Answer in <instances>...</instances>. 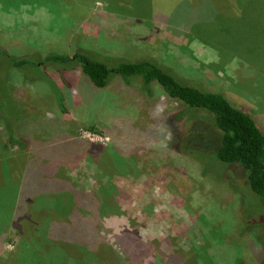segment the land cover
<instances>
[{
    "label": "rangeland",
    "instance_id": "rangeland-1",
    "mask_svg": "<svg viewBox=\"0 0 264 264\" xmlns=\"http://www.w3.org/2000/svg\"><path fill=\"white\" fill-rule=\"evenodd\" d=\"M243 6L236 11L233 0H0L1 256L28 242L19 240L21 232L28 239L29 230L48 227L33 219L31 149L41 162L60 165L75 192L83 189L89 223L78 214L81 223L67 225L66 239L108 242L124 257L130 250L124 232L131 230L134 241L158 242L162 262L147 251L139 264H178L185 257L184 264H264V200L242 166L209 155L221 136L210 114L188 109L155 82L150 96L119 75L97 87L78 64L45 60L72 55L76 47L106 62L151 58L188 83L224 93L264 132V0ZM12 58L29 62L15 67ZM9 129L29 138L26 149L9 146ZM99 150L107 156L98 161ZM133 162V169L120 171ZM108 184L124 190L117 194L119 212L106 206L97 213V197ZM54 254L52 248L19 258L58 264Z\"/></svg>",
    "mask_w": 264,
    "mask_h": 264
},
{
    "label": "trees",
    "instance_id": "trees-1",
    "mask_svg": "<svg viewBox=\"0 0 264 264\" xmlns=\"http://www.w3.org/2000/svg\"><path fill=\"white\" fill-rule=\"evenodd\" d=\"M233 1L235 10L242 11L244 0ZM231 9L233 8L226 6L227 12L233 13V11H229ZM2 53H4V51L0 49V54ZM221 57L225 58V55L221 54ZM45 60L49 63L65 62L70 65L78 64L81 72L87 75L91 82L97 87L107 86L112 79L117 78L119 75L124 77L127 83H137L141 91L147 96H150L152 93V83L155 82L161 86L166 95L180 100L188 109L203 111L210 114L212 117L211 123L221 131V136L218 141V146L210 151L211 154H208L212 156L213 153H215L216 158L221 162L242 166L246 171L250 188L264 200L263 129L248 110L235 103L224 93L211 91L188 83L181 78L180 75L178 76V74L175 73L177 75L176 77L171 73L172 71L167 66L169 70H166L158 64V61L151 58H141L137 60L111 58L109 62H106L100 59L95 51H86L76 47L72 55L53 53L47 55ZM28 62L29 59L27 58L11 59V64L15 67H21ZM58 102L60 108L64 110L61 105L62 99H58ZM181 117V113L176 114V119ZM7 135L9 146H18L19 149L25 148L24 146L27 141H29L28 137L20 135L16 129H9V134ZM30 147L29 145V148ZM29 150V195L37 200L34 202V208H38L33 213L36 214V218L34 217L33 219L35 220V224L36 222H40L41 227L47 222L46 224L48 227L39 228L37 234H33L32 230H29L30 234L28 239L26 238L27 233L21 232L18 236L19 240L21 239L28 242H18L15 250L7 252L4 256L0 255V264H23L19 257L24 260L26 252H29V255L33 252L35 253V250L46 253V251L52 248L55 252L53 256L54 262L58 264H65L66 262H68V264H86V262L89 263L92 261H96V264H118L121 263V261L126 262L125 264H139L138 261L140 257L146 254L147 251L153 252L151 257L154 262L161 261L158 257L159 254L155 252L158 242L156 240L144 242L140 238L134 241L131 230L124 232L128 237V244L130 245V250L126 252L124 257L110 246L108 242L102 241L101 237H98V239L102 241L99 245H96L95 242L85 244L74 238L66 239L68 231H71L67 228V225L75 227L81 223V221L79 223L78 214L82 215V212H84L81 220H84L86 224L89 223L87 219H89L88 217L91 213L86 212L88 210V205L87 202L83 203V189L80 188V190H78L80 192H75L76 189H73V187L66 182L63 174H61V169H59L60 165L54 164L55 161L52 160L47 161V159L41 162L40 159L42 157L38 156L37 151ZM88 150H86V152H88ZM106 151L107 150H102L100 153L95 154L96 159L99 161L100 157L104 154L106 155ZM187 151L189 153L184 151L183 153H187V155L201 162L203 161V158L198 154L196 155L194 151ZM47 157L51 158V156ZM77 158L78 156L64 163L65 165L73 164ZM34 161H36V167L33 164ZM0 164L1 168L4 169V163ZM52 165L54 166L53 168H51ZM15 166H17V164ZM125 166L126 168L120 171L124 170L128 172L135 167L134 162L133 164L125 163ZM111 167L119 170L117 166ZM111 167L109 170H113ZM27 168L28 167L25 168L22 163L21 169L24 171V174L26 172V175L28 174ZM42 168L43 172L41 173L40 170ZM16 169L18 170V168ZM203 172L205 173L204 169ZM21 185L24 186V179H22ZM103 189L106 194L103 197H97L98 210L96 212H101L106 206L110 207V209H114V212L116 210L119 212L118 200L120 196H117V194L123 195L124 190L118 188L115 184H108L104 186ZM64 193H66V195H64ZM41 198H44L45 201L43 204L38 205V201H40ZM69 200L73 201L75 205L68 206V204H65L68 203ZM82 203L84 211L80 210ZM7 231L8 230L5 229V233ZM179 253L182 257L185 255H182V252ZM185 260L186 257L183 262L181 261L178 264H184ZM40 261L41 260H38L36 263L29 262V264H40ZM165 264H172V262L169 260L165 262Z\"/></svg>",
    "mask_w": 264,
    "mask_h": 264
}]
</instances>
